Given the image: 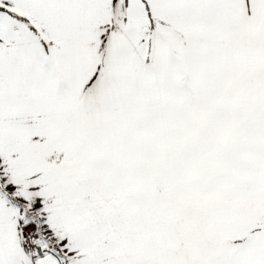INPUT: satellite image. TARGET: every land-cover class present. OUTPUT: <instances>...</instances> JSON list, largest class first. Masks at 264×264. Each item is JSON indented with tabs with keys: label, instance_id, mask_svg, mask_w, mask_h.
Instances as JSON below:
<instances>
[{
	"label": "snow or ice",
	"instance_id": "snow-or-ice-1",
	"mask_svg": "<svg viewBox=\"0 0 264 264\" xmlns=\"http://www.w3.org/2000/svg\"><path fill=\"white\" fill-rule=\"evenodd\" d=\"M0 264H264V0H0Z\"/></svg>",
	"mask_w": 264,
	"mask_h": 264
}]
</instances>
